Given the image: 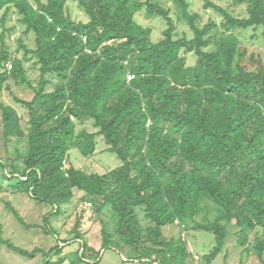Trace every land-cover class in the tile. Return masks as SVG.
<instances>
[{"label":"trees","instance_id":"1","mask_svg":"<svg viewBox=\"0 0 264 264\" xmlns=\"http://www.w3.org/2000/svg\"><path fill=\"white\" fill-rule=\"evenodd\" d=\"M70 1L87 22L72 18ZM166 1L0 0V97L8 92L23 112L0 105L5 145L14 143V158L0 160L2 177L51 205L53 216L76 192L98 217L111 216L112 226L101 220L100 250L76 223L72 236L80 249L70 264L99 262L107 248L134 263L194 264L189 231L214 236L200 260L215 264L232 230L242 256L264 264V55L237 34L261 29L264 47V0H233L245 6V18L204 0L223 18L219 25H202L190 0ZM14 14L23 36H34V48L22 37L12 51L7 39L16 28L7 22ZM140 14L165 23L162 39L153 41V29L137 21ZM180 26L192 37L181 36ZM26 60L39 71L36 85ZM12 84L30 89L32 99L18 98ZM86 121L97 132L79 130ZM98 139L119 167L101 175L69 164L74 149L94 156ZM10 210L25 228L37 227ZM169 226L179 227L177 237L165 235ZM0 245L29 259L41 253L42 264L65 261L60 245L29 252L1 231Z\"/></svg>","mask_w":264,"mask_h":264},{"label":"rangeland","instance_id":"2","mask_svg":"<svg viewBox=\"0 0 264 264\" xmlns=\"http://www.w3.org/2000/svg\"><path fill=\"white\" fill-rule=\"evenodd\" d=\"M166 1V0H165ZM224 9H229L238 17H247L245 6H235L233 0H207ZM191 12L201 16V24L206 25L210 20L215 21L218 25L222 23L223 18L216 14L212 9L205 8L204 0H190ZM168 7L173 4L166 1ZM68 12L76 21L87 22L88 17L76 3L70 1L68 3ZM139 24L146 28L153 29L152 39L154 42L159 41L163 37V31L166 26L160 19H149L144 14L137 16ZM7 27H15V32L7 39L13 52L16 51L17 41L23 37L29 48H34V36H23V28L19 24V16L11 15L7 22ZM261 30V29H260ZM249 29L247 31H238L237 34L250 51L264 55L263 40L261 31ZM2 28L0 27V33ZM180 35L186 33L192 37V33L186 26L179 27ZM19 59H23V52L17 53ZM189 64H194L193 56L188 57ZM25 68L28 70V77L36 85L39 80V71L34 68V60H26ZM12 92L23 100H31L33 92L25 87L11 85ZM4 102L18 109L19 106L14 102L13 96L8 92L0 97V105ZM87 128L91 132H97L92 122L86 121L84 125L78 126V129ZM13 144L5 145L3 139V122L2 112L0 110V160L5 162L7 159L14 158L12 155ZM69 164L77 169H81L87 173L106 174L121 165L119 159L109 152H106V145L102 139H98L97 150L94 156L86 158L78 150H71L69 156ZM68 165V164H67ZM3 171L0 168V231L4 240L11 241L15 246L27 250L29 252L35 249L49 252L56 246L60 245L63 253L60 257L65 258L63 264H70V254L80 249V241L73 240L72 231L78 221H81L80 233L88 241L89 246L95 250L102 248V219L108 221L112 226L111 216L105 211L102 217H98L93 213V209L89 204L80 202L81 194L76 192L75 198L67 205L62 207V212L58 216H53V207L49 204H41L32 199L28 194L20 193L13 185L16 181L5 180L2 177ZM10 207L15 209L19 215L25 220L26 224L37 226L36 228L27 229L13 215ZM47 215L50 218L49 223L45 222ZM168 238L177 237L181 232L178 226H169L164 229ZM184 234V232H183ZM188 237L189 247L193 253L191 261L194 264H201L200 258L208 254L215 245L214 236L207 232L189 231L184 234ZM69 240L68 243L66 241ZM243 249L237 245V237L235 230L231 231V235L225 247L224 254L220 255L215 264H261L255 256H242ZM227 256V260H225ZM127 254H122L113 248H107L102 252L99 262L93 261L91 264H141L127 261ZM58 257L53 259L57 260ZM43 255L38 253L34 258H24L12 252L6 246L0 245V264H42Z\"/></svg>","mask_w":264,"mask_h":264},{"label":"built area","instance_id":"3","mask_svg":"<svg viewBox=\"0 0 264 264\" xmlns=\"http://www.w3.org/2000/svg\"><path fill=\"white\" fill-rule=\"evenodd\" d=\"M9 69H11V65L8 66ZM134 77L133 76H129V80H132Z\"/></svg>","mask_w":264,"mask_h":264}]
</instances>
